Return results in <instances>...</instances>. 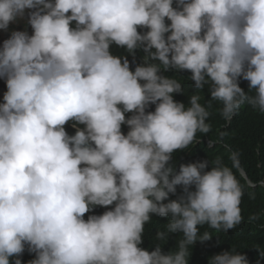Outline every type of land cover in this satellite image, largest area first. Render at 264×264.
Masks as SVG:
<instances>
[{
  "label": "clouds",
  "instance_id": "1",
  "mask_svg": "<svg viewBox=\"0 0 264 264\" xmlns=\"http://www.w3.org/2000/svg\"><path fill=\"white\" fill-rule=\"evenodd\" d=\"M245 104L264 113V0H0V264H189L201 227L243 221L233 168L256 183L235 151L178 156Z\"/></svg>",
  "mask_w": 264,
  "mask_h": 264
},
{
  "label": "trees",
  "instance_id": "2",
  "mask_svg": "<svg viewBox=\"0 0 264 264\" xmlns=\"http://www.w3.org/2000/svg\"><path fill=\"white\" fill-rule=\"evenodd\" d=\"M171 77L179 80L185 75L191 76V72L183 70V73L172 69ZM241 88L247 93L249 91V82H239ZM249 95H255V91L249 92ZM174 100L179 102L177 95L174 94ZM240 115L245 119L240 122H231L227 127H221L218 131L212 132L205 137L203 133H197L202 136L203 142L198 144L189 155L179 154L180 160L185 159L187 163L196 162L200 159H209L214 161L218 156L223 159L225 165L232 167V161L229 159L230 154L235 151L239 154L240 167H242L248 174L249 178L256 183L255 186H250L245 178L242 176L240 168H233L234 174L240 180L244 187V196L242 197L241 209L243 221L234 229L228 232L217 231L209 228L207 225L201 227L211 233L212 238L205 242L197 241L190 250L194 253L189 258V264H205L209 263L212 256L222 253L223 251H231L235 248L238 252L245 254L246 257L250 255L254 261L252 264H264V257H261L260 251H264V113L259 112L258 109H253L250 105L245 104ZM213 112L217 109L213 107ZM132 113H127L126 118L130 117ZM214 117V118H213ZM219 121V116L211 113L208 121ZM226 124V122H225ZM128 126L122 125V132L127 134ZM224 132L223 139H219L220 133ZM206 140H211L215 144L210 146ZM261 152L259 156L258 152ZM211 164V163H210ZM212 167V164H211ZM209 166L207 170H211ZM194 189V186L192 188ZM183 190L178 186L177 195H182ZM257 215L258 219L249 220V217ZM165 221L159 220L155 215L147 226L145 234V243L147 246H154L155 243L152 236H156L158 229ZM173 241L167 243V246L173 245ZM176 247L169 251L176 250ZM168 251V252H169ZM22 264H28L29 261L36 258L35 253H27L21 255ZM14 264V261L12 262Z\"/></svg>",
  "mask_w": 264,
  "mask_h": 264
},
{
  "label": "bare ground",
  "instance_id": "3",
  "mask_svg": "<svg viewBox=\"0 0 264 264\" xmlns=\"http://www.w3.org/2000/svg\"><path fill=\"white\" fill-rule=\"evenodd\" d=\"M198 144H200V143H198Z\"/></svg>",
  "mask_w": 264,
  "mask_h": 264
}]
</instances>
